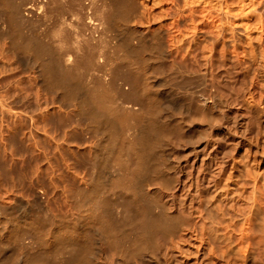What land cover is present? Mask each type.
I'll return each mask as SVG.
<instances>
[{"label": "bare ground", "instance_id": "6f19581e", "mask_svg": "<svg viewBox=\"0 0 264 264\" xmlns=\"http://www.w3.org/2000/svg\"><path fill=\"white\" fill-rule=\"evenodd\" d=\"M95 1L0 0V264H264V2Z\"/></svg>", "mask_w": 264, "mask_h": 264}, {"label": "rangeland", "instance_id": "374dc122", "mask_svg": "<svg viewBox=\"0 0 264 264\" xmlns=\"http://www.w3.org/2000/svg\"><path fill=\"white\" fill-rule=\"evenodd\" d=\"M69 1V0H68ZM84 2H86V3H89V1H91V0H83ZM100 1V0H99ZM99 1L97 2V1H95V2H97V3H99ZM146 3V5H148V4H150V5H148V6H146V8H148V7H150V6H152L153 8H156L157 6V3H155V0H144ZM154 1V2H153ZM189 2H190V0H188ZM193 2L195 1L196 2V4L194 3V4H192L194 7H197V8H200V7H212L213 9H215L216 7H218L217 6V4H215V6H214V2H210V4L208 3V2H206V3H203L202 2V0H192ZM191 1V2H192ZM256 1V2H255ZM261 2L263 1L264 2V0H260ZM151 2H153V3H151ZM156 2H157V0H156ZM192 2V3H193ZM202 2V3H201ZM225 2V1H224ZM227 2V3H226ZM226 4L225 5H227V6H225L224 7V9L225 8H227L228 10H229V13H233V14H236V17L234 18V19H237L236 21L235 20H233L232 22L233 23H235V25H234V27L235 28H238V29H242L243 28V24H247L249 27H251L252 28V31H253V28H254V26H255V28L257 27L256 25H253L256 21H255V17H248V18H241V17H238L237 16V14L240 12L241 14H243V12H249L250 11V3H252L253 2V4H252V6H251V9H253L254 7H259V5L261 4V2H259V0L257 1V0H226ZM257 2H258V4H257ZM148 3V4H147ZM155 3V4H154ZM201 3V4H200ZM208 3V4H207ZM198 4V5H197ZM207 4V5H206ZM255 4V5H254ZM154 5V6H153ZM197 5V6H196ZM200 5V6H199ZM205 5V6H204ZM254 6V7H253ZM215 7V8H214ZM253 7V8H252ZM217 9V8H216ZM227 9H225V10H227ZM231 11V12H230ZM100 11H95V9L93 8V7H91V8H89L88 10H86L85 12H80V13H73V14H71V13H62V12H57L56 13V15H55V17H54V22H55V25H56V28H58L60 31H61V29L59 28L61 25H60V22H59V20H60V17L62 16V17H65L66 19H67V17L69 18V21L71 22V24H73L74 25V27L70 24V26H72V27H70L69 28V32L67 33V35H68V38H67V35H66V37H65V34H64V37H65V39H67V40H69V39H71V38H73L74 37V35H73V33H76V36H78V38H81L80 39V41L82 40L83 42V46H84V50L87 52L86 54H87V56H91V54L92 53H94V48L96 49V47H94L93 48V46H95L96 44V42L98 41V40H95V39H91L90 41H89V39L88 38H90V37H88L87 39H86V41H88V42H86V44H85V36L87 37V35L86 34H88L87 32H88V28H83L84 26H83V23H84V25H85V27H86V24H85V22H87V19H88V17L90 18V19H92L91 20V23L93 22V24L94 23H101V21H100V19H101V16L99 17V15H101L100 13H99ZM86 13V14H85ZM71 14V15H70ZM99 14V15H98ZM69 15V16H68ZM83 15V16H82ZM77 16V17H76ZM81 17V18H80ZM85 17H87L86 19H85ZM92 17V18H91ZM78 18L80 19V20H78ZM241 18V19H240ZM59 19V20H58ZM84 19V20H83ZM94 19V20H93ZM243 19V22L241 21ZM72 20V21H71ZM83 20V21H82ZM231 20H232V18H231ZM69 21L67 20V22L69 23ZM229 21H230V19H229ZM240 21H241V23H240ZM251 21V22H250ZM254 21V22H253ZM96 23V24H97ZM99 23V24H100ZM130 24H129V26H131V27H133L134 26V24H133V22L131 21V22H129ZM58 24V25H57ZM99 24H98V26H99ZM263 24H264V22H263ZM60 25V26H59ZM79 25V26H78ZM78 26V27H77ZM242 27V28H241ZM77 29V30H75L74 31V29ZM84 29V33H83V31H81V30H83ZM134 28H135V30H136V35L138 34V32L140 33V34H142L143 33V28H142V26L141 25H138L137 27H136V25L134 26ZM57 29V31H59ZM85 29H87V30H85ZM71 30V31H70ZM124 30V31H123ZM255 30V29H254ZM80 31H81V35H80ZM85 31H86V33H85ZM142 31V32H141ZM79 32V33H78ZM255 31H253V33H254ZM61 33V32H60ZM60 33H59V36H60ZM66 33V32H65ZM127 34V30L126 29H122L121 31H116V36H117V38L120 40H123V39H125V37H128L126 34ZM263 33H264V31H263ZM262 33V34H263ZM62 34V35H63ZM71 34H72V36H71ZM78 34V35H77ZM61 35V36H62ZM83 35V36H82ZM89 35V34H88ZM138 36V35H137ZM264 34L262 35V38H263V45H264ZM63 37V36H62ZM123 37V38H122ZM130 37H128V39H129ZM84 39V40H83ZM131 41H133V42H136V39H134V38H132V39H130ZM90 42H91V44H90ZM85 44V45H84ZM88 45H89V47H88ZM91 47V48H90ZM92 51H90V50ZM89 51V52H88ZM91 52V53H90Z\"/></svg>", "mask_w": 264, "mask_h": 264}]
</instances>
